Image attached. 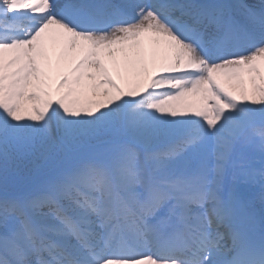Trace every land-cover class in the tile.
<instances>
[{
	"label": "snow or ice",
	"instance_id": "6c2138e0",
	"mask_svg": "<svg viewBox=\"0 0 264 264\" xmlns=\"http://www.w3.org/2000/svg\"><path fill=\"white\" fill-rule=\"evenodd\" d=\"M49 32L77 70L145 33L163 63L53 80ZM262 63L264 0H0V264H264Z\"/></svg>",
	"mask_w": 264,
	"mask_h": 264
},
{
	"label": "bare ground",
	"instance_id": "6f19581e",
	"mask_svg": "<svg viewBox=\"0 0 264 264\" xmlns=\"http://www.w3.org/2000/svg\"><path fill=\"white\" fill-rule=\"evenodd\" d=\"M82 44L83 42H77V46L72 48L64 38L50 32L41 37L38 45L46 57L42 63L46 65L48 74L53 80L61 76H68L70 79L81 76L82 83L89 86L99 81L106 71L118 84L128 89L137 81H142L146 75L154 74L163 63L164 46L158 43L151 33L142 34L137 40L112 45L111 48H102L98 50L99 55L94 58L99 60V68L85 63L77 70L76 65L84 59L87 50L86 47L81 46ZM261 71L264 72V63L261 64ZM89 75L93 77L92 80L88 79ZM249 76L246 70H242L233 76L219 74L218 79L225 87L238 93L241 88L250 90ZM85 90H88L87 87ZM197 100V97H188L185 103H195ZM25 106L29 107L27 102ZM187 110L191 111V109ZM30 114V112L23 113L25 117ZM259 207L257 201V208Z\"/></svg>",
	"mask_w": 264,
	"mask_h": 264
}]
</instances>
